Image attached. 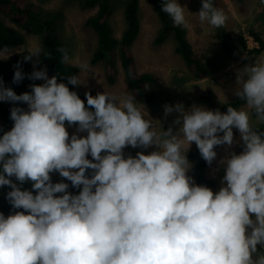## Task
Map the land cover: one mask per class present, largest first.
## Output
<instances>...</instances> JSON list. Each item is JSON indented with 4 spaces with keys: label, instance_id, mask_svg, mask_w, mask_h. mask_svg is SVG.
<instances>
[{
    "label": "clouds",
    "instance_id": "clouds-1",
    "mask_svg": "<svg viewBox=\"0 0 264 264\" xmlns=\"http://www.w3.org/2000/svg\"><path fill=\"white\" fill-rule=\"evenodd\" d=\"M185 8L162 0L174 26L189 27ZM198 18L213 28L226 24L212 0H202ZM12 52L0 48V60ZM26 53V61L48 56L40 46ZM27 75L44 82L17 94L0 79V101L27 105L10 109L13 126L0 135V187L10 189L13 209L0 212V264H264V131L250 119L264 125V62L237 70L234 95L243 108L165 104V118L177 114L175 130L156 120L157 130L133 94L86 92V107L68 87L84 83L79 74L68 84L46 68ZM24 78L18 62L13 83ZM66 122L76 128L71 135ZM233 128L243 150L219 160L221 187L196 184L188 174L191 145L211 165L216 146L233 145ZM128 146L156 150L125 156ZM54 172L78 193L54 183ZM26 182L31 190L21 187Z\"/></svg>",
    "mask_w": 264,
    "mask_h": 264
},
{
    "label": "rangeland",
    "instance_id": "rangeland-1",
    "mask_svg": "<svg viewBox=\"0 0 264 264\" xmlns=\"http://www.w3.org/2000/svg\"><path fill=\"white\" fill-rule=\"evenodd\" d=\"M219 10L226 17L225 28L235 43L240 55L232 59L215 35V28L206 22L201 24L198 18L199 0H178L182 6H186L185 15L189 21L187 28V38L193 51L207 66L208 75L204 78H195L192 71L187 67L184 59L174 51V43L168 41L161 45H153L152 40L156 35L160 21L153 5L147 0H139V20L140 31L133 44L132 52L135 58V69L137 72H151L162 79L159 84H146V89L155 93L153 102L136 97L127 86L124 72L119 67L116 81L110 84L106 77V66L104 61L92 63L90 58L95 49L97 36L93 29L86 25V19L96 12V8L83 7L80 0H20L21 4L33 3L44 9H57L63 14L59 25L58 34L66 46L70 62L87 65V71L82 72L79 68L77 74L80 75L82 84L76 88L90 92L95 96L98 92H111L116 95L133 94L138 105L144 111L146 118L153 119V124L159 130V122L164 129L172 126L175 130L178 126L173 124L176 113L165 118L164 105L182 103L185 108L193 104L202 105L208 109L216 110L207 101L200 99L206 94L207 88H211L214 97L225 101L235 97L234 93L240 87L236 83L237 70L247 64L254 62H264V49L258 53L251 52L254 47H259L255 35H259L264 41V0H216ZM114 10L109 17V23L113 34L120 37L126 27L124 17V5L127 0H114ZM0 18L10 27H14L22 32L25 42L12 48L13 53L20 50H28L32 46L42 45L40 35L33 33L26 27L15 22L6 13L5 7H0ZM241 39L245 42V48L241 47ZM33 65L30 73L34 70L45 69L41 54L39 57L33 56ZM47 70V69H46ZM49 77L50 73L47 71ZM41 83L44 81L39 80ZM87 107V105L85 104ZM27 107V105H26ZM245 107L242 104L236 108ZM254 126H259L255 117L250 116ZM158 120V121H156ZM67 130L71 135L76 131L75 126H68ZM234 143L231 147L227 145L216 146L217 158L205 169V175L214 180V185L210 187L214 192L221 187V179L224 175V168L219 164V160L230 155L231 152L239 154L243 150L240 140V133L234 128ZM85 135V133H80ZM193 143L191 147L194 145ZM151 152L156 150L155 146L148 149L132 148L128 146L124 149L125 156L131 154L135 156L138 151ZM90 156V155H89ZM91 157V156H90ZM189 175L194 182V162ZM65 178L58 172L52 174V181L60 182ZM258 245V249H259Z\"/></svg>",
    "mask_w": 264,
    "mask_h": 264
},
{
    "label": "trees",
    "instance_id": "trees-1",
    "mask_svg": "<svg viewBox=\"0 0 264 264\" xmlns=\"http://www.w3.org/2000/svg\"><path fill=\"white\" fill-rule=\"evenodd\" d=\"M114 0H80L83 7L96 8V12L90 15L85 23L94 30L97 36L95 49L92 53L90 61L96 63L104 61L106 66V77L110 84L116 81L118 68L120 67L125 76L126 84L131 89L133 94L144 99L147 102H153L156 98L154 92L146 89V84H159L162 79L151 72H137L135 69V58L132 52V47L136 41L140 31L139 20V0H127L124 5V17L126 27L120 37L113 34L109 23V17L114 10ZM156 10L160 27L152 40L153 45H161L172 41L174 43V51L184 59L187 67L193 73L195 78H204L208 75L207 66L202 59L195 54L192 46L187 38V28L182 26H174L171 18L166 13L161 11L162 0H147ZM213 5L219 10L217 1L212 0ZM202 6V0H199L198 9ZM0 7L6 8V13L13 18V22L28 28L33 33L40 35L42 40L41 47L48 54L45 56L41 53L42 61L51 76L56 75L58 81L68 84V76L79 72V66L72 63H63L62 53L59 48L66 50V46L58 34V25L63 16L62 12L57 9H44L37 5L26 2L21 4L20 0H0ZM114 35V36H113ZM215 35L222 44L227 54L236 59L240 55L235 43L230 37V34L225 27L215 28ZM259 47H254L251 52L258 53L264 49L263 39L254 34ZM25 42L22 32L14 27H10L0 18V48L4 46L12 49ZM241 47L245 48V42L241 39ZM27 50H20L13 53L10 58L0 60V79L3 80L5 87H11L17 94L26 91H31L30 85L41 84L39 80H30L28 75L33 65V60L26 61L24 56L27 55ZM25 73V78L19 83H13V75L18 64ZM70 90L77 92L79 97L85 102V91H82L75 86L68 84ZM200 99L207 101L221 112L226 111L227 106L238 107L244 104L237 96L232 99L222 101L213 96L211 88H207L206 94L200 96ZM13 106H20L27 109L26 104L17 102L0 101V135L4 131H8L13 126V121L10 119V109ZM67 128V122H66ZM259 130L264 131V125H259ZM234 131V128H233ZM222 135V133H221ZM190 162H194V177L196 184H203L208 187L214 185V180L206 177L205 169L208 166L206 161L201 157L198 148L194 144L190 147L187 153ZM89 159L92 157L88 156ZM15 180V178H12ZM69 184V192L78 193L79 189L71 186L70 181H65ZM24 189L31 190V182H26L21 186ZM10 189L8 186L0 187V212L5 216L13 211L11 205L6 199V193Z\"/></svg>",
    "mask_w": 264,
    "mask_h": 264
},
{
    "label": "crops",
    "instance_id": "crops-1",
    "mask_svg": "<svg viewBox=\"0 0 264 264\" xmlns=\"http://www.w3.org/2000/svg\"><path fill=\"white\" fill-rule=\"evenodd\" d=\"M199 5V3L197 4V6Z\"/></svg>",
    "mask_w": 264,
    "mask_h": 264
},
{
    "label": "bare ground",
    "instance_id": "bare-ground-1",
    "mask_svg": "<svg viewBox=\"0 0 264 264\" xmlns=\"http://www.w3.org/2000/svg\"><path fill=\"white\" fill-rule=\"evenodd\" d=\"M114 36V35H113Z\"/></svg>",
    "mask_w": 264,
    "mask_h": 264
}]
</instances>
